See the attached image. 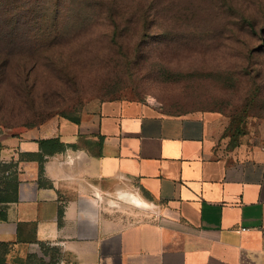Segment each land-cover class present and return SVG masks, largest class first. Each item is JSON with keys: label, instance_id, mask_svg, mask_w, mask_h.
Instances as JSON below:
<instances>
[{"label": "crops", "instance_id": "0c3cea01", "mask_svg": "<svg viewBox=\"0 0 264 264\" xmlns=\"http://www.w3.org/2000/svg\"><path fill=\"white\" fill-rule=\"evenodd\" d=\"M78 116L3 140V162L42 140L65 145L41 174L18 164L17 201L0 221V241H20L12 257H43L35 239L59 249L58 264H264V156L224 151L219 114L112 100ZM123 194L158 214L124 219L108 205Z\"/></svg>", "mask_w": 264, "mask_h": 264}, {"label": "rangeland", "instance_id": "374dc122", "mask_svg": "<svg viewBox=\"0 0 264 264\" xmlns=\"http://www.w3.org/2000/svg\"><path fill=\"white\" fill-rule=\"evenodd\" d=\"M18 1L17 8L27 6L33 16H5L10 7L1 3L0 28L39 19L40 25L46 26L33 32L34 41L50 34L54 13L64 16L63 8L79 4L78 0ZM166 2L173 9L172 19H157L146 36L131 33L126 37L129 45L135 46L127 56L104 53L90 58L93 56L77 52L64 70L36 67L31 75L33 90L28 96L4 93L0 99V161L3 140L34 129L28 125L38 118L36 114L44 113L47 119L62 118L112 100L150 104L170 114L217 113L223 121L219 146L224 151L264 156V0ZM252 26L256 35L249 31ZM164 30L167 32L162 33ZM78 41L67 45L75 50V44L83 49L81 46L89 41L110 43L98 34L82 35ZM246 65L259 71L258 91L237 83ZM250 94H255V100L249 99ZM111 201L110 208L126 220L151 212L118 199Z\"/></svg>", "mask_w": 264, "mask_h": 264}, {"label": "trees", "instance_id": "16d2710c", "mask_svg": "<svg viewBox=\"0 0 264 264\" xmlns=\"http://www.w3.org/2000/svg\"><path fill=\"white\" fill-rule=\"evenodd\" d=\"M19 2L18 0H15V2L0 0V4L10 7L9 12H5V16L21 13L33 16L34 12L28 11L27 6L22 9L17 8L18 5L16 4H19ZM78 3L76 7L72 3L74 8H63L64 16L54 13L50 29L53 33L49 30L50 34H44L39 41L32 40L34 38L32 37L33 32L35 30L41 31L42 27L45 28L46 26L40 25L39 19H31L30 22L26 20L23 25L17 24L13 27L0 28V99L7 91L15 92L18 96L23 94L28 96L33 90L31 75L35 72L36 67L39 65L52 66L60 71L64 70L69 65V61L75 59L77 52L80 55L93 56L90 58H97V56L104 53L107 56H127L131 50L134 51L135 46L129 45L126 37H129L131 33L146 36L157 19L162 17L172 19L170 15L173 9L166 0H127L126 2L124 0H78ZM58 10L61 11V8ZM20 28H23V34L18 32ZM249 31L253 35L257 33L253 26L250 27ZM261 31H264V28ZM161 32L166 33L167 31ZM96 34L106 36L110 43L104 45L102 42L89 41L85 45L81 43L83 49L75 44V50L67 45L68 43L73 45L80 42L78 39L82 35L92 36ZM135 51H137V48ZM134 60L137 59L134 58ZM241 70L244 74L238 78L239 87L245 84L251 86L252 89L254 87V90L258 91L256 86L261 80L258 79L256 73L259 71L254 67L249 68L247 65ZM248 97L252 100L256 98L255 94H250ZM36 115L38 118L30 122L28 127H37L48 120L47 115L44 113ZM78 115L64 114L62 118L78 123ZM38 146V153L20 154L17 161H0V221L5 219V212L1 206L17 201L19 162H38L41 174L44 156L65 149V145L57 139L39 141ZM58 215L61 219L62 208L59 209ZM18 242L6 243L0 241V264H58L60 259L59 249L47 247L43 243L36 242L35 239L30 243L39 245L43 257L33 253L23 257H12L11 252ZM9 256L10 261L8 260ZM45 257L47 261L44 259Z\"/></svg>", "mask_w": 264, "mask_h": 264}, {"label": "bare ground", "instance_id": "6f19581e", "mask_svg": "<svg viewBox=\"0 0 264 264\" xmlns=\"http://www.w3.org/2000/svg\"><path fill=\"white\" fill-rule=\"evenodd\" d=\"M121 199L125 201V203H130L134 206L141 207L140 201L131 194H123L121 195Z\"/></svg>", "mask_w": 264, "mask_h": 264}, {"label": "built area", "instance_id": "2783aa9c", "mask_svg": "<svg viewBox=\"0 0 264 264\" xmlns=\"http://www.w3.org/2000/svg\"><path fill=\"white\" fill-rule=\"evenodd\" d=\"M148 210H150L151 212H153L154 214H158V210H157V207H153V206H148L147 207ZM241 231H247L246 229H242Z\"/></svg>", "mask_w": 264, "mask_h": 264}]
</instances>
